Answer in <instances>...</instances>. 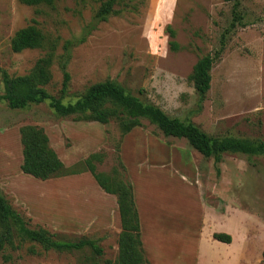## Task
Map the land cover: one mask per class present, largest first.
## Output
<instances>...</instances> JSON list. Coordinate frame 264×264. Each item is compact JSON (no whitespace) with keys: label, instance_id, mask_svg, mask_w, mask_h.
Masks as SVG:
<instances>
[{"label":"rangeland","instance_id":"obj_1","mask_svg":"<svg viewBox=\"0 0 264 264\" xmlns=\"http://www.w3.org/2000/svg\"><path fill=\"white\" fill-rule=\"evenodd\" d=\"M101 2L54 0L50 7L0 0V94L4 91L3 72L10 77L28 74L55 41L51 77L43 89L60 97L62 73L56 56L62 53L64 40L83 37L71 46L67 64L70 79L62 103L74 102L89 85L110 79L143 103L190 121L210 135L264 142V0H239L241 22L228 32L233 4L223 0H116L112 12L99 17L96 12ZM31 21L44 34V47L12 51L14 33ZM168 26L180 46L177 51L169 48ZM221 40L222 52L210 70V88L200 99L188 76L197 59L213 54ZM49 102L44 99L24 108H10L0 100V188L12 207L30 218L31 227L48 229L56 240H78L85 235L66 233L58 211L51 206L57 200L66 204L72 195L97 198L99 189L92 174L81 171L86 168L82 165L77 166L81 172L72 174L75 177L69 174L41 180L23 173L21 125L42 127L65 166L99 152L101 161H94L95 171L111 175L116 170L123 180L129 174L121 168V162L126 167L127 162L147 161L139 152L142 133L151 141L153 138L179 148L183 160L192 164V168L185 167L186 174L179 176L197 198H202L204 212L210 214L216 209L219 217L230 218H223L222 224L229 225L233 236L226 246L217 244L218 254L232 256L234 264H264V155L223 153L216 163L203 157L184 138L165 137L156 125L141 118L140 126L134 127L139 134L138 148L134 154L132 148L129 150L125 162L121 146L126 133L123 135L118 119L110 118L106 124L76 121L73 115L59 116ZM136 153L141 157H135ZM81 181L83 191H78L81 188L76 182L80 185ZM53 193L59 197L53 198ZM91 226L81 234L86 233L102 248L99 257L89 247L59 251L24 241L18 249L9 250L11 260L1 264H93L95 260H114L118 234L115 236L112 228L96 231L92 229L97 226ZM213 233L206 235L201 264H213ZM30 247L36 252H29ZM192 248L189 244L184 247L180 264H190Z\"/></svg>","mask_w":264,"mask_h":264},{"label":"trees","instance_id":"obj_2","mask_svg":"<svg viewBox=\"0 0 264 264\" xmlns=\"http://www.w3.org/2000/svg\"><path fill=\"white\" fill-rule=\"evenodd\" d=\"M19 1L30 6L44 4L53 7L54 4V0ZM223 1L233 4L232 20L226 31L228 32L230 28L241 22V16L237 10L239 0ZM115 2L116 0H102L97 9V15L104 17L111 13ZM166 31L171 37L169 48L172 51H177L180 46L174 40V30L168 26ZM82 40L83 37L64 40L63 51L56 56L62 73L60 97L56 98L43 89L51 77L50 66L55 56L53 52L55 41H53L50 45L51 50L36 60L33 69L28 74L10 77L6 72H3L4 91L0 94V100L6 101L10 108H24L31 103L38 104L44 99H49V104L55 113L59 116L73 115V119L76 121H96L106 124L110 118H116L119 120L123 135L134 127L140 126L141 118H146L157 126L163 136L184 138L203 157L212 158L216 163L221 161L223 153L264 155L263 141L210 135L190 121L171 117L158 106L143 103L137 96L127 92L114 80L106 79L93 83L76 101L62 103L61 97L65 94L70 79L67 64L70 59L71 46ZM223 42L224 40H221L220 47L213 54H205L198 58L188 76L200 99L205 98L210 88V70L222 52ZM44 45V34L34 21L17 30L10 41L11 50L14 52H20L27 48L44 47ZM18 130L22 154L20 169L23 173L36 179L45 180L87 170L105 192L116 196L121 224V231L117 237V256L114 260L104 259L101 262L95 260L93 264H151L142 246L137 208L129 177L124 180L119 178L116 170H113L111 175L96 172L94 161H101L99 152H93L81 162L67 167L51 147L49 137L42 127L25 124L21 125ZM119 160L120 163L121 159L119 158ZM77 166L86 168L78 171ZM120 166L122 169H126L122 162ZM212 236L215 240L223 243L231 242V235L228 233L215 232ZM24 241L36 242L45 249L59 251L80 250L83 247H89L95 257L102 254V248L92 238L81 236L75 241H60L56 240L54 234L44 227H31L30 218L25 217L12 207L0 188V264L9 262L11 260L9 250L18 249ZM29 252L35 253L36 251L30 247ZM262 256L264 258V250Z\"/></svg>","mask_w":264,"mask_h":264},{"label":"crops","instance_id":"obj_3","mask_svg":"<svg viewBox=\"0 0 264 264\" xmlns=\"http://www.w3.org/2000/svg\"><path fill=\"white\" fill-rule=\"evenodd\" d=\"M135 130L133 128L127 132L126 140L122 141L121 157L125 162L129 150L132 148V152L133 150L136 152L138 148L136 139L139 134L134 132ZM133 132L135 134H132ZM140 136L142 144L139 152L144 153L142 156H146L147 161L134 162V164L127 162L126 169L133 187V199L137 208L140 237L145 254L150 263L180 264V259L185 256L182 255L183 249L189 244L190 248L193 247L189 254L190 264H201L205 256L206 235L219 231L233 236L229 225L226 227L222 224L223 218L225 220L230 218L219 217L215 212L216 209L210 211V214L204 212L206 207L202 198H197L179 176V173L186 174L185 167L192 165L183 160L179 148L160 143L153 138L151 141L142 133ZM53 149L64 163L58 149ZM137 155L136 153L135 157H141ZM76 183L81 188L77 190L83 191L84 183L82 181L80 185ZM96 186L99 189L97 198H90L87 195H80L82 198H79L72 195L66 204L59 200L52 204L54 207H51L60 215V225L65 224L66 233L87 236L86 233L81 234V232L90 229L91 225L97 226L92 230L112 228L115 236L120 233L121 224L116 196L105 192L98 184ZM53 196L56 199L59 197L56 193H53ZM88 203L91 205L88 206ZM63 213L65 217L62 216ZM214 242L215 251L210 257L212 263L234 264L232 256L229 255L231 257L229 258L228 255L218 254L216 250L218 245L226 246L227 243L217 240ZM193 258H196L195 261Z\"/></svg>","mask_w":264,"mask_h":264}]
</instances>
